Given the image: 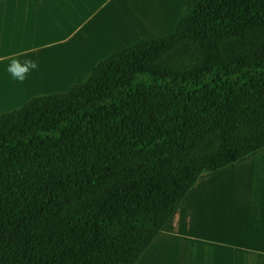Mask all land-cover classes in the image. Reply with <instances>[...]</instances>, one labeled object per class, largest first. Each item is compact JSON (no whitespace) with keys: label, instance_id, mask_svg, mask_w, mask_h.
Here are the masks:
<instances>
[{"label":"trees","instance_id":"obj_1","mask_svg":"<svg viewBox=\"0 0 264 264\" xmlns=\"http://www.w3.org/2000/svg\"><path fill=\"white\" fill-rule=\"evenodd\" d=\"M260 149L264 0H185L173 31L0 113V264H135L202 173Z\"/></svg>","mask_w":264,"mask_h":264},{"label":"rangeland","instance_id":"obj_2","mask_svg":"<svg viewBox=\"0 0 264 264\" xmlns=\"http://www.w3.org/2000/svg\"><path fill=\"white\" fill-rule=\"evenodd\" d=\"M57 1L62 4L57 3L55 7L78 10L71 14L68 22L61 20L51 22L47 18H44L41 24L37 22L40 11L36 10H53L50 2L41 3L39 6L33 3V10H24L23 4L19 3L20 0H4L0 3V10H10L9 13L0 12V113L15 109L37 95L67 91L81 82L99 60L114 50L146 37L171 32L177 25L185 2V0ZM159 7L171 10L162 13L161 18H164V21L161 24L150 21L148 25L150 28L137 29L141 22V11L145 8ZM14 10H23L24 17L19 16ZM82 10L96 15L100 10L106 11L109 20L105 19L103 22L102 19L95 24L97 33L100 32L103 23L104 29L121 25L124 31L118 38L110 32H107L106 38L101 35L99 43L93 47L90 40L93 30L87 28V17ZM258 151L259 155L256 158H261L264 149ZM239 163L240 160L228 174L210 176L206 173L200 185L195 190L194 188L189 190L185 199L187 197L194 199L193 207L190 212L181 213L178 227L192 233L219 231L221 228L225 231L221 214L213 223L205 220L206 215L219 212L218 209H221L225 211L224 214H230L237 220L234 226L240 229L252 226L264 230V183L248 184L261 179H248L246 176L251 165L242 166ZM252 166L257 167L256 170L258 167L263 168V165L259 164ZM244 184L245 188H241ZM241 196L242 202H237ZM248 199H254V207L248 208L245 205ZM232 209L233 212H230ZM195 216L197 220L190 222ZM162 240L163 238L155 243L156 248ZM157 254L152 264H194L195 255L187 247V241L184 244L176 238L171 240L166 249L158 250ZM143 264H147V261Z\"/></svg>","mask_w":264,"mask_h":264},{"label":"crops","instance_id":"obj_3","mask_svg":"<svg viewBox=\"0 0 264 264\" xmlns=\"http://www.w3.org/2000/svg\"><path fill=\"white\" fill-rule=\"evenodd\" d=\"M3 1H1L0 3H2ZM46 2L51 3L52 5L51 8L53 10H36L37 12L40 11V17H39V20L37 21L40 24L42 23V20L44 18H47L51 22H55L57 20L68 22L71 14H74L78 11V10H73V9L65 10V8L55 7V4L59 3L57 0H20L19 3L23 4L24 10H33L32 8L33 3H36L39 6L41 3L44 4ZM59 4H62V3H59ZM1 11L5 13L10 12V10H0V12ZM14 11L17 12L19 16L24 17V15H22L25 13L23 12V10H14ZM82 11L87 17V20H86V23L88 24L87 28L88 29L92 28L93 30V32L91 31V35H90V40L92 41L91 44H93V47L99 43L101 39V35L103 38H106L107 32H110L111 34H113L114 36L118 38L121 36L122 32L124 31V27L121 25L120 27H115L113 25V27L104 29V23H103L100 32L97 33L94 28L95 24H97L102 19H103V22L105 21V19L109 20V18L106 15V11L100 10L98 15L90 14L85 10H82ZM161 35H164V34H161ZM150 37H153V36H150ZM124 47H121V48H124ZM119 49H116V50H119ZM94 52L96 51L94 50ZM52 93H56V92H52ZM258 153L259 151L254 152L253 154L251 153V155L249 154L250 156L247 155L248 157L245 156L239 159L240 160L239 165H242V166L251 165L250 171L246 176L248 179H251V180H257L259 178L261 179L258 182H253V183H248V184L260 185L264 183V169H263L264 168V154L262 155L261 158H256L259 155ZM236 162L226 167H223L219 170H216V171H208V172L202 173L199 179L197 180L196 184L192 187L194 188L193 190H195L200 185L202 177L206 173H209L210 176L220 175L224 173L228 174L230 170L234 166H236ZM257 164L263 165V168L258 167V170H256L257 167H254L252 165L257 166ZM245 185L246 184L242 185L241 188H245L244 187ZM193 200L194 199H189L187 197L183 202L180 203L178 208L174 211V213L171 215V217L168 219V221L165 223L161 231L158 233V235L152 242L153 244L151 243V245L149 246L150 248L148 247L144 251V253L140 256V258L135 264H140L141 261H143V263L147 261V264H152L153 260L158 255L157 254L158 250L160 251L162 248L166 249L168 245L170 244L171 240L174 238H176V240L183 241L184 244L187 241V247L195 255L194 264H264V230L260 229L259 227H252V226L248 229H240L239 227L234 226L237 220L230 214H224L225 211L221 209H218L219 212L216 211V213H210L206 215L205 220H209L210 222L213 223L216 220L217 216L221 214L220 217L223 223L225 224V228H226L225 231L222 230L221 228V230L219 231H208L205 233H197V231H193L192 233L190 232V230H184L183 227L182 228L178 227L177 223L179 221V217L181 213L190 212V210L193 207ZM237 202H242V196L238 198ZM245 205L248 208L254 207L255 206L254 199H248L247 202H245ZM230 212H233V209ZM193 220H197V216H195L190 222H192ZM161 238H163V240L161 241V243H159L158 247L156 248L155 243L159 241V239ZM166 239L167 241H165Z\"/></svg>","mask_w":264,"mask_h":264},{"label":"bare ground","instance_id":"obj_4","mask_svg":"<svg viewBox=\"0 0 264 264\" xmlns=\"http://www.w3.org/2000/svg\"><path fill=\"white\" fill-rule=\"evenodd\" d=\"M171 10H168L163 7L155 8V9H148L145 8V10H142L140 13V19L141 22L138 25L137 29H147L150 28V21H156L157 23L161 24L164 21V18H161L163 12H170Z\"/></svg>","mask_w":264,"mask_h":264}]
</instances>
